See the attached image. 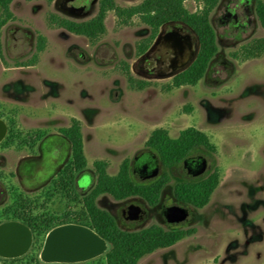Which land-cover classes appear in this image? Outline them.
Listing matches in <instances>:
<instances>
[{
  "label": "rangeland",
  "instance_id": "rangeland-1",
  "mask_svg": "<svg viewBox=\"0 0 264 264\" xmlns=\"http://www.w3.org/2000/svg\"><path fill=\"white\" fill-rule=\"evenodd\" d=\"M143 1L116 0V5L130 8ZM258 2L264 0H221L210 16L217 55L196 87L171 91L166 87L172 77L159 72L142 74L138 45L150 38L151 29L139 18L123 25L115 12H109L106 34L91 43L50 26L49 17L92 20L98 14L99 0L94 5L90 0L89 13L78 18L58 9L68 6L63 0H14L11 4L15 19L1 31L0 122L6 135L18 139L14 147L24 146L26 138L59 134L77 119L88 167L95 175L93 164L106 161L108 174L116 176L125 160L134 161L147 152L145 144L156 129L166 130L175 139L195 128L216 146V154L199 148L192 155L208 160L210 171L204 176L217 168L220 183L205 208H188L193 216L190 223L169 227L163 217L168 208L182 206L174 196L175 185L183 180L182 166H160L171 181L155 208L137 198L99 199V207L109 211L127 232L152 225L195 230L138 264H264V55L248 61L240 57L244 47L264 39L255 11ZM185 6L190 12L202 9L198 0H188ZM39 36L46 38L44 51L33 66H22L37 54ZM127 72L150 86L143 91L132 89ZM145 162L149 160L143 158L141 163ZM132 203L147 209L146 220L137 225L127 223L123 216ZM55 225L47 223L35 235L34 249L28 255L15 261L0 258V264H52L39 260V250ZM75 264H106L105 252Z\"/></svg>",
  "mask_w": 264,
  "mask_h": 264
},
{
  "label": "trees",
  "instance_id": "trees-1",
  "mask_svg": "<svg viewBox=\"0 0 264 264\" xmlns=\"http://www.w3.org/2000/svg\"><path fill=\"white\" fill-rule=\"evenodd\" d=\"M13 1L0 0V58H3L1 31L9 21L15 19L10 8ZM46 1L53 2V0ZM187 1L144 0L137 6L120 8L116 5V0H100L98 14L92 20L76 22L59 15H51L49 24L75 36L85 37L91 43H94L106 34L105 22L109 12H115L123 25L129 24L133 18L137 17L151 29L150 38L138 45L139 55L146 52L162 27L170 23L184 24L198 36L200 52L192 66L177 75L172 84L166 87V90L171 91L185 86L196 87L206 75L211 61L218 53L217 35L211 25L210 16L221 0H198L202 4V9L197 12H190L186 8L185 3ZM255 11L264 29V2H258ZM46 42L45 37L39 36L37 54L32 61L22 66H33L36 63L38 54L44 51ZM262 55H264V39L256 41L251 46L244 47L240 57L243 61H248ZM234 57L239 58V55H234ZM127 76L130 86L134 90L143 91L150 86V83L146 81H135L130 72H127ZM59 133L67 137L71 143L76 171L78 173L83 171L88 162L84 152L81 122L72 119L70 126L60 129ZM199 148L210 154H216L217 152L216 146L211 143L209 137L195 128L182 131L175 139L171 138L166 130L156 129L145 144L147 152H144V154H153L164 168H172L183 166L184 162ZM108 167L109 164L106 161H96L93 164L96 182L90 195L84 200V204H86L91 199L92 205L87 208L88 213H86V207L83 210L85 215L83 224L71 225L90 230L103 242L106 264H138L142 258L158 250L171 248L195 233L193 229L167 231L159 226H151L136 232L122 230L115 218L97 205V200L102 196H109L115 201L138 197L143 199L149 206L155 207L159 204L161 193L171 179L169 174L164 172L156 180L140 183L135 180L132 173V161L128 159L122 163L116 176L108 174ZM219 183L220 173L217 168H214L205 178L184 179L178 182L174 187V196L178 202L184 205L203 209L209 204ZM61 259L47 260V263L62 264L69 262L68 264H75L91 260L75 262L72 261L73 259Z\"/></svg>",
  "mask_w": 264,
  "mask_h": 264
},
{
  "label": "flooded vegetation",
  "instance_id": "flooded-vegetation-1",
  "mask_svg": "<svg viewBox=\"0 0 264 264\" xmlns=\"http://www.w3.org/2000/svg\"><path fill=\"white\" fill-rule=\"evenodd\" d=\"M96 1L92 0V4L94 5ZM63 2L68 6L62 4L58 9L65 14L71 12L74 8L82 9L75 11L77 17L72 18L86 16L89 13L87 5L90 0H63ZM76 3L78 6H76ZM160 35L161 37L158 40ZM199 52L200 41L196 33L184 24L170 23L161 28L158 36L146 52L140 55V63L144 64L142 74L147 76L159 72L166 78L172 77L174 79L192 66ZM6 133L7 129L5 127V134L0 136V258L15 261L25 257L34 249L35 235L40 233L47 223L56 224L48 232L47 239L39 250V260L43 261L47 240L55 230L64 226L84 223L83 210L86 207V213H88L87 208L92 205L91 199L86 204H84V200L90 195L95 186V175L93 170L88 167L89 165L79 173L76 171L71 143L67 137L60 133L48 134L41 139L26 138L23 142L24 146L17 147H14L13 144H16L18 139L6 135ZM20 148L23 150H10ZM147 154L143 153L132 161L133 176L140 183L156 180L163 175L160 167L162 165L157 158L156 162H153L154 164L150 162L143 164L139 178L134 175L136 163L140 161L141 157L148 160ZM194 158L206 160L201 156H191L189 159ZM206 162L207 168L203 174L191 176V172L198 169L201 161L188 163L185 161L182 166L183 180L205 178L204 175L210 171L208 160ZM154 166H156L155 169L158 170V173L156 176L148 178ZM133 198L141 199L138 197ZM141 200L145 202L143 199ZM180 204L182 206H172L163 211V217L169 227H177L193 221V216L188 208L194 207ZM147 206L155 208L148 204ZM134 208H139L141 212L140 218L135 220L132 219ZM172 208L182 209V214H189L190 220L181 223H170L168 215L169 210ZM146 215L147 209L134 203L128 207V210L123 211L124 219L129 224L137 225L139 222L146 220ZM115 220L119 226L118 220L116 218ZM12 226H14V235L17 240L10 237L3 239L1 237L3 231Z\"/></svg>",
  "mask_w": 264,
  "mask_h": 264
},
{
  "label": "water",
  "instance_id": "water-1",
  "mask_svg": "<svg viewBox=\"0 0 264 264\" xmlns=\"http://www.w3.org/2000/svg\"><path fill=\"white\" fill-rule=\"evenodd\" d=\"M82 9H72L71 12L66 14L71 17H77L75 11H80ZM161 35L158 37L160 39ZM5 134V125L0 122V136ZM148 160L150 163L154 164L156 162V157L153 154H147ZM143 157L135 165L134 175L140 177L142 172V166L144 163H141ZM201 161L198 169L191 172V176H199L206 171L207 162L206 160H201V158L188 159V162ZM140 162V163H139ZM186 163V164H187ZM154 169L149 173L148 178L156 176L158 170ZM141 216L139 208H134L132 212V219H138ZM189 214H182V209L172 208L169 210L168 221L170 223H181L184 221L190 220ZM3 239L6 237L15 238L14 235V226L6 228L1 236ZM17 240V239H16ZM104 250L103 242L90 230L77 227V226H64L55 230L49 237L48 243L46 246V251L44 257L46 260H54L55 258H63L72 261H86L87 259H92L96 257ZM62 260V259H61ZM72 262V263H75ZM61 263V262H60ZM69 263V262H65Z\"/></svg>",
  "mask_w": 264,
  "mask_h": 264
},
{
  "label": "bare ground",
  "instance_id": "bare-ground-1",
  "mask_svg": "<svg viewBox=\"0 0 264 264\" xmlns=\"http://www.w3.org/2000/svg\"><path fill=\"white\" fill-rule=\"evenodd\" d=\"M43 261L47 262V260L45 259V257L43 256Z\"/></svg>",
  "mask_w": 264,
  "mask_h": 264
}]
</instances>
